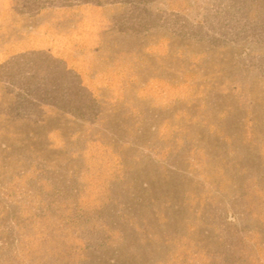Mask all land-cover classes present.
<instances>
[{
  "label": "rangeland",
  "instance_id": "rangeland-1",
  "mask_svg": "<svg viewBox=\"0 0 264 264\" xmlns=\"http://www.w3.org/2000/svg\"><path fill=\"white\" fill-rule=\"evenodd\" d=\"M0 264H264V0H0Z\"/></svg>",
  "mask_w": 264,
  "mask_h": 264
}]
</instances>
